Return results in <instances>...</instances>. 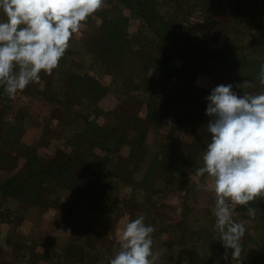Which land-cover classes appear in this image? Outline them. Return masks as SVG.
Here are the masks:
<instances>
[{"label": "rangeland", "instance_id": "1", "mask_svg": "<svg viewBox=\"0 0 264 264\" xmlns=\"http://www.w3.org/2000/svg\"><path fill=\"white\" fill-rule=\"evenodd\" d=\"M261 63L264 0H104L51 75L14 98L0 89V264H108L97 251L119 244L115 225L140 216L180 223L182 248L157 264H190L182 205L170 210L167 199L190 197L197 180L204 97L245 80L252 86L239 95L259 92ZM262 200L235 206L255 235L245 232L241 264H264ZM205 229L203 263L238 264L211 221Z\"/></svg>", "mask_w": 264, "mask_h": 264}, {"label": "clouds", "instance_id": "2", "mask_svg": "<svg viewBox=\"0 0 264 264\" xmlns=\"http://www.w3.org/2000/svg\"><path fill=\"white\" fill-rule=\"evenodd\" d=\"M103 4L104 0H0L2 94L14 98L31 83H39L41 72L51 75L74 34ZM257 79L264 86V63ZM251 86L248 80L235 86L218 84L204 97L209 140L195 173L211 180L198 188L215 193V228L238 264L246 227L233 218L235 206L264 199V87L243 95L235 90ZM247 214L254 217L255 210L248 207ZM154 231L143 216L130 219L119 232L118 251L108 264H157L162 253L153 252Z\"/></svg>", "mask_w": 264, "mask_h": 264}, {"label": "crops", "instance_id": "3", "mask_svg": "<svg viewBox=\"0 0 264 264\" xmlns=\"http://www.w3.org/2000/svg\"><path fill=\"white\" fill-rule=\"evenodd\" d=\"M188 167V165H186ZM183 167V168H182ZM179 167L182 170H184V166ZM197 168H199V166H197ZM177 169V168H176ZM201 178V177H197V180H194V185L191 187L190 189V197L189 195H186V197L182 196V199L180 202L176 201L175 198H168L167 199V204L168 208L171 210V203L172 204H176V203H180L181 208L179 209L178 213H175L176 215H181L182 218H186L187 222L185 221L182 226H187V228H190V235L187 234V236H190V240L188 242H186L188 244V248H187V252H190V255L187 256V259H190V264H194L193 261L195 259H201V262L203 263L206 260H211L209 255H204L201 252H203V249H205V247H203V243H205V239H204V234L203 231L206 230L205 228L209 226V223L211 221V223H213L214 228H215V218L213 215V207H214V202H215V193L211 192V191H203L200 190L198 188V185L200 183H206V184H210L211 180L209 178L205 179ZM196 183V184H195ZM209 203H213L212 205H210ZM261 203H264V200L261 201ZM166 205H163V209H165ZM170 206V207H169ZM158 211L159 215H170V214H166L165 212L162 211ZM258 210H255V215H258ZM83 215H88V214H83ZM149 215H157L155 213L149 214ZM234 215H240V213L234 214ZM242 215V214H241ZM245 215H248L247 213ZM88 218V217H87ZM252 218V217H251ZM86 219V217H85ZM128 219V218H127ZM154 220V217L152 218V221ZM117 221V219H116ZM190 221V222H189ZM209 221V223H208ZM128 222V220L126 221ZM118 223V222H116ZM177 224L180 225V223ZM177 224L174 225V223H169L168 225H159L158 223L155 224V231L154 233H152V240L155 244L157 245H152L154 247L153 251L154 252H160L162 253L160 259L157 261H168L171 259L168 258V255L166 254V252H170L172 253V251H174L173 249H177L179 250L180 248H182V245H180L178 242H182V240H178V238L175 239V236H178V233L174 234L173 233V229H176L175 227H177ZM254 224V222H253ZM122 229V227H119L118 225H115V231H120ZM216 229V228H215ZM169 230V232H168ZM251 231V230H249ZM217 232V229H216ZM250 233V232H249ZM218 234V232H217ZM219 235V234H218ZM246 236L247 238L255 236L254 232L250 233V235L248 236L247 230H246ZM261 236H263V234H261ZM197 237H199L200 240H197ZM263 238V237H262ZM162 239V240H160ZM175 239V242H172V240ZM119 241V240H118ZM244 237L241 240V244H244ZM263 244H264V239H263ZM246 246V245H245ZM93 247V246H91ZM180 247V248H179ZM115 248H119V244L116 243H112L110 245H106L104 246L101 250L100 249L97 251V255L99 253H105L104 257L109 261L110 258L114 257V255L116 254ZM219 249L221 250V248L219 247ZM224 250H226L225 248H223ZM57 252L59 251L60 253V249L56 248ZM90 250H86L84 249V252H89ZM83 252V251H82ZM58 255H62V254H58ZM194 255V256H193ZM181 257V255L178 254V259ZM92 259V258H90ZM86 260H89L88 258H86ZM262 261V260H261ZM260 260H258L257 262H261ZM215 262V260L213 261ZM168 263V262H167ZM185 263V262H184ZM187 264V263H185ZM204 264V263H203ZM263 264V263H260Z\"/></svg>", "mask_w": 264, "mask_h": 264}, {"label": "trees", "instance_id": "4", "mask_svg": "<svg viewBox=\"0 0 264 264\" xmlns=\"http://www.w3.org/2000/svg\"><path fill=\"white\" fill-rule=\"evenodd\" d=\"M144 5H145V4L141 3L140 1H137V4H136V6H137V10H136V11H138V14H140L141 17L144 16L143 18L145 19V18H146V15H142L143 13H141L142 10H143V8H144V7H143ZM149 8H151V7H149ZM151 16H153L154 19H159L157 15L153 14L152 11H151ZM204 56H207V55H204Z\"/></svg>", "mask_w": 264, "mask_h": 264}]
</instances>
